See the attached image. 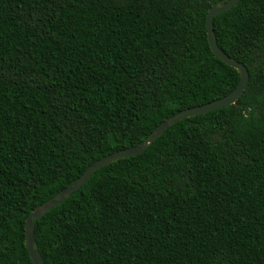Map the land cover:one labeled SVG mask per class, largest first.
Returning <instances> with one entry per match:
<instances>
[{
  "label": "trees",
  "instance_id": "1",
  "mask_svg": "<svg viewBox=\"0 0 264 264\" xmlns=\"http://www.w3.org/2000/svg\"><path fill=\"white\" fill-rule=\"evenodd\" d=\"M220 1L0 0V264H34L28 216L93 163L235 90L206 27ZM214 30L244 94L36 220L45 264H264V0Z\"/></svg>",
  "mask_w": 264,
  "mask_h": 264
},
{
  "label": "water",
  "instance_id": "2",
  "mask_svg": "<svg viewBox=\"0 0 264 264\" xmlns=\"http://www.w3.org/2000/svg\"><path fill=\"white\" fill-rule=\"evenodd\" d=\"M240 0H221L219 3L214 4L208 10L206 27L208 31L209 43L214 54L221 59L223 62L229 66L235 68L240 74V82L238 86L230 94L226 95L223 98L214 100L210 103L189 108L182 111L181 113L175 115L173 118L162 123L144 142L132 149H125L114 152L104 158L93 163L85 171V173L79 178L77 182L71 186L62 190L57 194L53 199L47 201L40 208L32 212L26 220V248L30 254V257L34 264H45L39 251L36 249V240H35V225L34 222L53 210L54 208L60 206L72 193L80 190L86 185L91 176L98 171L99 169L117 162L121 159L130 158L142 153L148 146L154 143L169 127L174 126L178 122L195 117L198 115H203L227 106L236 104L239 98L244 94L249 83V71L245 64L239 62L231 57H229L217 43L215 30H214V20L215 17L221 13L229 11L237 6Z\"/></svg>",
  "mask_w": 264,
  "mask_h": 264
}]
</instances>
